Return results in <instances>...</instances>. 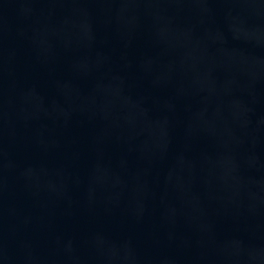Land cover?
Returning a JSON list of instances; mask_svg holds the SVG:
<instances>
[{
    "label": "water",
    "instance_id": "1",
    "mask_svg": "<svg viewBox=\"0 0 264 264\" xmlns=\"http://www.w3.org/2000/svg\"><path fill=\"white\" fill-rule=\"evenodd\" d=\"M0 264H264V0H0Z\"/></svg>",
    "mask_w": 264,
    "mask_h": 264
}]
</instances>
